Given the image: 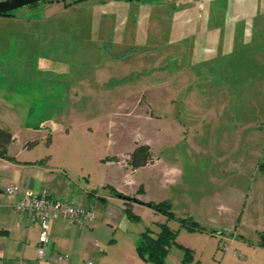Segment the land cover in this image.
<instances>
[{
	"label": "rangeland",
	"instance_id": "rangeland-1",
	"mask_svg": "<svg viewBox=\"0 0 264 264\" xmlns=\"http://www.w3.org/2000/svg\"><path fill=\"white\" fill-rule=\"evenodd\" d=\"M10 15H0V94L33 92L26 105L41 123L74 124L86 166L105 164L94 181L169 202L168 226L199 264H263L264 0H53ZM70 106V117L51 113ZM40 143L35 153L50 156ZM135 144L158 160L128 183L115 164ZM189 217L204 230L180 227ZM140 218L98 232L115 239L106 262L126 264L128 234L165 221L145 206ZM181 254L172 247L167 264Z\"/></svg>",
	"mask_w": 264,
	"mask_h": 264
},
{
	"label": "crops",
	"instance_id": "crops-1",
	"mask_svg": "<svg viewBox=\"0 0 264 264\" xmlns=\"http://www.w3.org/2000/svg\"><path fill=\"white\" fill-rule=\"evenodd\" d=\"M32 96L33 92L4 91L0 94V105L7 108V115L0 118V128L8 129L13 134V141L7 146V156H0V264H49V260L57 254H66L69 264H81L85 260H90L93 264H113L106 262V256L115 247L113 245L115 239L112 237L102 241L98 237V232L107 226L115 230L127 204L124 199L115 196L108 185L104 186V181H100L99 178L98 181L93 180L92 174L102 176L105 164L100 162L102 156H93L92 168L86 166L87 156H80L78 148L72 143L74 124L58 119L55 126H52L54 123L51 119L43 120L41 123L38 120L36 107L33 111H29L26 105L31 106L29 100L33 98ZM72 96L78 97L79 94L73 92ZM29 112L33 114L27 115ZM73 112L71 106L65 110L55 108L51 111L54 115L65 113L64 118L70 117L69 114ZM47 130L52 132L47 133ZM48 136L49 142H47ZM55 136L60 137L65 144L56 147ZM45 139L50 156L35 153L40 142ZM152 158L154 159L153 156ZM126 159L127 156H119L115 166L117 172L120 167L129 169V172L124 174L125 180L129 183L133 181L134 174L140 168L132 170L126 164ZM157 160L158 158L154 159L153 163L144 167L155 164ZM8 185L17 186L20 191L31 190L36 193L46 191L54 199L67 201L76 206L91 207L96 214L94 223L90 226H78L65 218L52 221L49 240L45 246V258L40 261L36 258L39 225L13 209L12 204L20 194H6L5 188ZM113 189L125 195L120 189L115 187ZM137 199L146 202L141 197ZM130 207L134 214L140 216L144 205L133 202ZM140 233L137 237L128 234L126 248L120 256L126 264H150L143 261L136 252ZM261 249L264 251V248ZM180 260L181 257L172 264H180Z\"/></svg>",
	"mask_w": 264,
	"mask_h": 264
},
{
	"label": "trees",
	"instance_id": "trees-1",
	"mask_svg": "<svg viewBox=\"0 0 264 264\" xmlns=\"http://www.w3.org/2000/svg\"><path fill=\"white\" fill-rule=\"evenodd\" d=\"M44 1V2H51ZM76 1V0H75ZM3 16H11L10 14H5ZM13 134L8 129L0 128V156L6 157L7 146L12 143ZM50 141V137H47V142ZM154 162V159L151 155L150 146L148 144H135V147L131 152H129L126 164L132 170L144 167L148 164ZM112 193L115 196L124 197L125 203L127 207L124 209V214L130 221L139 222L141 221L140 216L134 214L131 210V203H138L140 205H144L156 212H159L165 217L164 222H157L155 225L157 226V230H153L152 228L145 227L143 231L140 233L139 241L136 245V252L138 256L150 264H165L166 257L170 252L171 248L176 246L182 251V256L180 260V264H199L198 261L194 260L192 249L180 245L177 243V230H174L168 226L167 221L174 218L173 212L171 210V204L167 201L161 202H144L136 197L123 195L113 188H111ZM92 193V192H91ZM178 223L180 227H184L190 231H203L204 228L199 225L197 221H195L192 217L189 218H180L178 219ZM259 245L264 247V234H261Z\"/></svg>",
	"mask_w": 264,
	"mask_h": 264
},
{
	"label": "built area",
	"instance_id": "built-area-1",
	"mask_svg": "<svg viewBox=\"0 0 264 264\" xmlns=\"http://www.w3.org/2000/svg\"><path fill=\"white\" fill-rule=\"evenodd\" d=\"M8 195L20 194L12 207L19 213L26 215L30 221L39 225L37 256L40 261L45 258V246L49 240L50 225L58 218H65L78 226H90L94 223L95 214L91 207L76 206L67 201L54 199L46 191L36 193L31 190H19L17 186L8 185L5 188ZM49 264H69L66 254H57L49 260ZM81 264H93L85 260Z\"/></svg>",
	"mask_w": 264,
	"mask_h": 264
},
{
	"label": "water",
	"instance_id": "water-1",
	"mask_svg": "<svg viewBox=\"0 0 264 264\" xmlns=\"http://www.w3.org/2000/svg\"><path fill=\"white\" fill-rule=\"evenodd\" d=\"M40 1H50V0H0V15L10 14V12L13 10H16L23 6L32 5ZM127 1H142V0H127Z\"/></svg>",
	"mask_w": 264,
	"mask_h": 264
}]
</instances>
